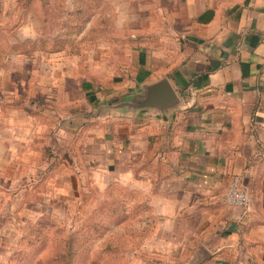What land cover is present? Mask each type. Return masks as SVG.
I'll list each match as a JSON object with an SVG mask.
<instances>
[{
    "label": "crops",
    "instance_id": "obj_1",
    "mask_svg": "<svg viewBox=\"0 0 264 264\" xmlns=\"http://www.w3.org/2000/svg\"><path fill=\"white\" fill-rule=\"evenodd\" d=\"M181 5L183 21L155 40L141 78L116 90L88 79L87 107L70 101L61 127L99 153L98 178L120 170L146 197L153 264H264V0ZM162 80L179 98L172 106L153 87ZM235 175L247 208L226 202Z\"/></svg>",
    "mask_w": 264,
    "mask_h": 264
},
{
    "label": "rangeland",
    "instance_id": "obj_2",
    "mask_svg": "<svg viewBox=\"0 0 264 264\" xmlns=\"http://www.w3.org/2000/svg\"><path fill=\"white\" fill-rule=\"evenodd\" d=\"M180 14L181 0H0V264H153L146 197L120 170L98 178L99 153L61 124L88 79H140Z\"/></svg>",
    "mask_w": 264,
    "mask_h": 264
},
{
    "label": "built area",
    "instance_id": "obj_3",
    "mask_svg": "<svg viewBox=\"0 0 264 264\" xmlns=\"http://www.w3.org/2000/svg\"><path fill=\"white\" fill-rule=\"evenodd\" d=\"M225 198L226 202L231 206L240 208L249 207L251 198L248 192L243 188L240 176H233L228 185Z\"/></svg>",
    "mask_w": 264,
    "mask_h": 264
},
{
    "label": "water",
    "instance_id": "obj_4",
    "mask_svg": "<svg viewBox=\"0 0 264 264\" xmlns=\"http://www.w3.org/2000/svg\"><path fill=\"white\" fill-rule=\"evenodd\" d=\"M154 88H158V90L161 91L160 94V103H163L164 105L172 106L176 102L179 101L178 96L176 93L171 89L169 83L167 80H162L156 85L153 86ZM167 103V104H165Z\"/></svg>",
    "mask_w": 264,
    "mask_h": 264
}]
</instances>
